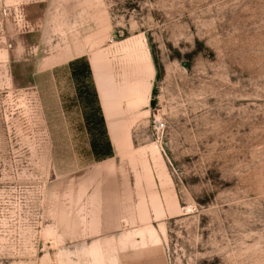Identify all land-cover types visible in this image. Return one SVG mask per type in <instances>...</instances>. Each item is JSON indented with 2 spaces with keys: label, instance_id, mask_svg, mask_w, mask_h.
Wrapping results in <instances>:
<instances>
[{
  "label": "rangeland",
  "instance_id": "rangeland-1",
  "mask_svg": "<svg viewBox=\"0 0 264 264\" xmlns=\"http://www.w3.org/2000/svg\"><path fill=\"white\" fill-rule=\"evenodd\" d=\"M136 241L264 264V0H0V264Z\"/></svg>",
  "mask_w": 264,
  "mask_h": 264
},
{
  "label": "crops",
  "instance_id": "crops-1",
  "mask_svg": "<svg viewBox=\"0 0 264 264\" xmlns=\"http://www.w3.org/2000/svg\"><path fill=\"white\" fill-rule=\"evenodd\" d=\"M59 65H53L49 68H42L40 65L38 71L36 72L37 75L35 74V76H38V78L40 79L39 80L37 79L35 87L36 88L40 87L41 92L50 93L49 90L45 89L44 87L42 88V83L43 81H45L42 78L49 76V71L52 72V75L55 77V73H53V71H55L54 70L55 67ZM115 264H169V263L164 247L162 246L161 243L147 242L141 244V242L136 241V244L126 248L124 247L118 251L115 258Z\"/></svg>",
  "mask_w": 264,
  "mask_h": 264
},
{
  "label": "built area",
  "instance_id": "built-area-1",
  "mask_svg": "<svg viewBox=\"0 0 264 264\" xmlns=\"http://www.w3.org/2000/svg\"><path fill=\"white\" fill-rule=\"evenodd\" d=\"M163 127H164L163 123H161V122H157L156 123V128L157 129H162Z\"/></svg>",
  "mask_w": 264,
  "mask_h": 264
},
{
  "label": "water",
  "instance_id": "water-1",
  "mask_svg": "<svg viewBox=\"0 0 264 264\" xmlns=\"http://www.w3.org/2000/svg\"><path fill=\"white\" fill-rule=\"evenodd\" d=\"M150 105H151V106H153V105H154V103H153V102H151V103H150Z\"/></svg>",
  "mask_w": 264,
  "mask_h": 264
}]
</instances>
